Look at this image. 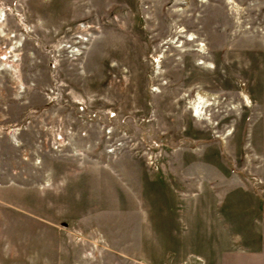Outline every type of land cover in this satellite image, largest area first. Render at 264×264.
<instances>
[{
	"label": "rangeland",
	"instance_id": "rangeland-1",
	"mask_svg": "<svg viewBox=\"0 0 264 264\" xmlns=\"http://www.w3.org/2000/svg\"><path fill=\"white\" fill-rule=\"evenodd\" d=\"M0 264H264V0H0Z\"/></svg>",
	"mask_w": 264,
	"mask_h": 264
},
{
	"label": "bare ground",
	"instance_id": "bare-ground-1",
	"mask_svg": "<svg viewBox=\"0 0 264 264\" xmlns=\"http://www.w3.org/2000/svg\"><path fill=\"white\" fill-rule=\"evenodd\" d=\"M81 38V37H80ZM82 39V38H81ZM77 49V48H76Z\"/></svg>",
	"mask_w": 264,
	"mask_h": 264
}]
</instances>
